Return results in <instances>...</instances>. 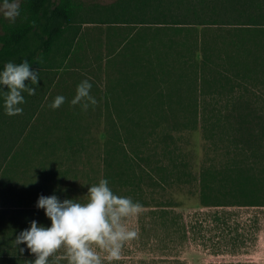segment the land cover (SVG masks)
<instances>
[{"label": "rangeland", "instance_id": "obj_1", "mask_svg": "<svg viewBox=\"0 0 264 264\" xmlns=\"http://www.w3.org/2000/svg\"><path fill=\"white\" fill-rule=\"evenodd\" d=\"M76 1L84 14L66 58L38 69L36 92L23 93L22 113L6 115L0 97V208H37L38 195L53 191L61 199L85 202L90 184L105 178L109 169L104 157L132 154L133 147L137 153L157 152L159 157L165 151L166 158L184 160L196 172L217 162L224 150L216 136L207 139L201 127L194 128V109L207 102L222 107L264 97V77L252 82L219 65L216 57L213 66H203L198 57L170 58L163 67L170 65L171 71L160 75L158 84L152 80L148 51L153 30L181 14L182 2L189 0ZM179 28L191 30V39L204 35L221 49L219 41L229 26ZM84 79L92 83L90 92L97 100L87 110L70 103ZM154 86L163 95L157 116L151 110ZM58 94L66 99L53 109L50 104ZM187 120L190 126L184 127ZM166 132L164 139L158 137ZM144 136L146 145L141 144ZM194 192L193 185L171 182L155 193V202H170L182 213L179 224L154 213L151 203H140L141 212L126 221L138 236L124 242L119 260L104 264H264V207L228 208L231 218L221 224L208 215L214 208H200ZM41 218L50 224L48 217ZM56 253L65 255L63 248Z\"/></svg>", "mask_w": 264, "mask_h": 264}, {"label": "trees", "instance_id": "obj_2", "mask_svg": "<svg viewBox=\"0 0 264 264\" xmlns=\"http://www.w3.org/2000/svg\"><path fill=\"white\" fill-rule=\"evenodd\" d=\"M182 3L185 6L181 14L171 22L157 23L153 30L148 51L152 80L158 84V77L171 71L170 65L163 67L170 58L178 57L181 61L187 56L194 60L198 57L197 61L203 66L208 63L213 66L216 57L220 60L216 63L227 65L226 69L235 74L252 82L263 81L264 0H189ZM19 7L20 15L14 22L0 15V68L8 60L18 63L22 58H27L37 69L53 67L71 46L73 38L70 41L69 34L84 14L79 11L80 4L76 0H19ZM193 24L229 26L219 41L221 49H216L204 35L191 39V30L179 28ZM162 96V90L154 86L151 110L156 116L161 110L157 103H161ZM259 101L264 102V97L239 99L222 107L207 102L200 109H194V128L201 127L207 139L216 136L223 147L224 155L217 162L192 172L186 161L166 158L165 151L159 157L157 152L137 153L133 147L135 154L124 151L117 159L111 154L104 157L109 168L105 174L109 186L115 193L129 196L143 205L151 203L154 213L173 217L174 224H179L182 213L170 202L154 201L158 200L155 193L165 190L171 182L193 185L200 208H214L208 215L221 224L231 218L228 208H263L264 105H258ZM183 126L189 127L190 120ZM151 134L152 131L148 135ZM167 135L166 132L158 137L164 139ZM147 139L144 136L141 144L146 145ZM148 199L153 200L149 202ZM41 216L46 217L42 208H0V264H30L34 254L26 247L21 253L19 247L24 245L17 246L15 236L28 227L32 219L45 224ZM54 255L59 256L58 253Z\"/></svg>", "mask_w": 264, "mask_h": 264}, {"label": "clouds", "instance_id": "obj_3", "mask_svg": "<svg viewBox=\"0 0 264 264\" xmlns=\"http://www.w3.org/2000/svg\"><path fill=\"white\" fill-rule=\"evenodd\" d=\"M0 11L14 22L20 15L19 0H0ZM38 79V69L32 67L27 58L18 63L14 60L4 63L0 68V97L6 115L22 113L23 93L34 95L36 88L33 86L38 85ZM91 88L90 80L80 81L70 103L80 104L82 110L95 105L97 100L91 95ZM65 99L62 94L56 95L50 107L58 108ZM86 194L85 202L77 198L61 199L55 191L38 195L36 207L43 209L50 224L32 219L29 226L15 236L17 246L24 245L19 247L21 253L26 247L34 254L30 264H59L61 259H66L67 264H104L105 260L120 259L124 242L138 236V230L126 221L138 215L142 205L129 196L115 193L107 178L90 184ZM61 248L65 255L55 256ZM101 251L105 253L103 257Z\"/></svg>", "mask_w": 264, "mask_h": 264}, {"label": "crops", "instance_id": "obj_4", "mask_svg": "<svg viewBox=\"0 0 264 264\" xmlns=\"http://www.w3.org/2000/svg\"><path fill=\"white\" fill-rule=\"evenodd\" d=\"M79 32H80V29H78V27H75V29L73 28L71 33L69 34V40L71 41L72 38H73V40H76L78 38V36H79ZM74 33H76L75 36L73 35ZM65 56L66 55H61L59 58L60 59H65L66 58Z\"/></svg>", "mask_w": 264, "mask_h": 264}]
</instances>
